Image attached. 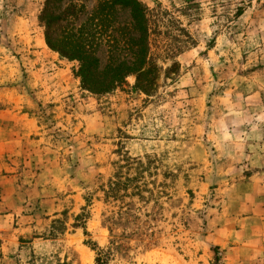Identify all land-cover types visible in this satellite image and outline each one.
<instances>
[{
	"label": "rangeland",
	"instance_id": "rangeland-1",
	"mask_svg": "<svg viewBox=\"0 0 264 264\" xmlns=\"http://www.w3.org/2000/svg\"><path fill=\"white\" fill-rule=\"evenodd\" d=\"M72 2L88 7L76 23ZM140 2L151 29L142 76L104 93L46 38L60 16L52 31L79 29L93 0H0V110L37 123L14 168L28 188L43 172L50 195L0 225V264H96L108 251V264H260L232 250L243 240V146L225 117L236 90L264 76V0ZM116 11V29L143 25L131 8ZM96 57L98 72L136 60L108 47ZM24 159L38 168L23 170Z\"/></svg>",
	"mask_w": 264,
	"mask_h": 264
},
{
	"label": "crops",
	"instance_id": "crops-1",
	"mask_svg": "<svg viewBox=\"0 0 264 264\" xmlns=\"http://www.w3.org/2000/svg\"><path fill=\"white\" fill-rule=\"evenodd\" d=\"M254 76L251 78L254 82L249 81L236 90L238 108L225 117L228 120L227 135L241 132L236 139L243 146L240 150L242 159L235 167L244 177L243 182L237 185L238 190L242 191L239 198L242 211L237 215V234L242 235L243 240L232 250L252 263L264 264V76H260L259 81L258 74ZM36 126L35 120L21 111L0 110V225L18 217L19 212L29 206V200L32 203V199L38 196L37 200L43 203L44 198L50 196L44 195L48 191L40 183L43 172L35 175L32 181L35 184L28 188L20 185L19 171L14 168V160L22 161L25 158L26 139H31L32 130ZM24 160L21 163V166L25 164L23 170L27 166L38 168L32 161L27 163ZM247 170L252 171L249 177L244 176ZM249 235L252 241L246 240Z\"/></svg>",
	"mask_w": 264,
	"mask_h": 264
},
{
	"label": "trees",
	"instance_id": "trees-1",
	"mask_svg": "<svg viewBox=\"0 0 264 264\" xmlns=\"http://www.w3.org/2000/svg\"><path fill=\"white\" fill-rule=\"evenodd\" d=\"M62 1L48 0V4L52 5V3ZM93 2V10L87 19L80 25L79 29L73 30L67 36L63 32L52 31V24L64 21L61 16L57 17L55 22L47 21L45 23L47 44L51 49L80 62V73L87 89L110 93L121 87L130 75L137 74L140 81L142 76L140 70L146 64L145 58L141 59V57L149 51L151 29L145 25L147 9L140 0H93ZM117 8L122 10L131 8L134 13V20L136 18L139 23L140 18H144L143 25H140L141 23L139 26L136 23L135 25L133 23L119 24L116 29L112 20ZM87 9L86 4L72 2L65 10V16L71 17L72 23H76ZM114 33H117L119 38H115ZM136 33L141 35L136 38L134 36ZM102 47H108L111 54L128 51L134 57L137 55L136 60L131 64L125 60H115L103 72H98L99 60L96 54ZM132 162L142 165L140 159H132ZM112 252L98 253L96 264H108Z\"/></svg>",
	"mask_w": 264,
	"mask_h": 264
}]
</instances>
